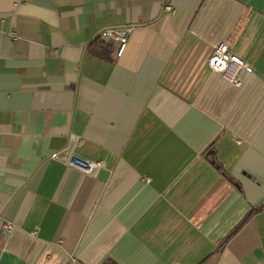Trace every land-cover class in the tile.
<instances>
[{
	"label": "crops",
	"instance_id": "1",
	"mask_svg": "<svg viewBox=\"0 0 264 264\" xmlns=\"http://www.w3.org/2000/svg\"><path fill=\"white\" fill-rule=\"evenodd\" d=\"M0 20V264H264V0H0ZM116 25L123 54L93 53ZM223 40L240 85L209 65Z\"/></svg>",
	"mask_w": 264,
	"mask_h": 264
},
{
	"label": "built area",
	"instance_id": "2",
	"mask_svg": "<svg viewBox=\"0 0 264 264\" xmlns=\"http://www.w3.org/2000/svg\"><path fill=\"white\" fill-rule=\"evenodd\" d=\"M165 10L173 11L174 8L170 3H166ZM133 29V25L106 26L99 31L98 37L116 42L118 44L117 53L118 55H122L127 47L129 36ZM13 34L16 38V33L13 32ZM209 65L212 71L219 73L225 79L237 85L241 84L240 73L246 68V63L240 56L232 52L230 41H219L215 45L214 51L209 59ZM59 155L60 153L56 152L52 156L58 158ZM66 161L69 165L86 173H94L102 164L99 161H91L76 154L69 156ZM14 228L11 223H5L3 226V234L10 236Z\"/></svg>",
	"mask_w": 264,
	"mask_h": 264
},
{
	"label": "trees",
	"instance_id": "3",
	"mask_svg": "<svg viewBox=\"0 0 264 264\" xmlns=\"http://www.w3.org/2000/svg\"><path fill=\"white\" fill-rule=\"evenodd\" d=\"M114 44L104 40L100 37H97L90 45V49L96 55H99L103 58L111 59L110 54L112 53ZM255 211H252L244 220V222L253 214ZM243 222V223H244Z\"/></svg>",
	"mask_w": 264,
	"mask_h": 264
}]
</instances>
